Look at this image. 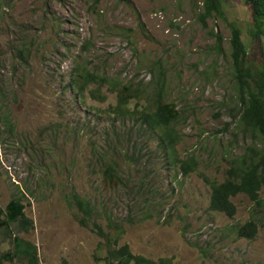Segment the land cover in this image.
<instances>
[{"label":"rangeland","instance_id":"1","mask_svg":"<svg viewBox=\"0 0 264 264\" xmlns=\"http://www.w3.org/2000/svg\"><path fill=\"white\" fill-rule=\"evenodd\" d=\"M220 1L225 19L202 22V0H0V208L19 199L32 224L0 232V254L12 234L36 246L39 264H108L95 227L106 233L111 222L123 227L118 246L150 260L264 264V187L259 206L232 198L229 218L209 210L204 182L223 181L251 148L264 154L240 122L230 57L232 28L250 41L249 6ZM84 71L106 80L77 93L70 80ZM125 86L139 97L130 111L158 88L179 111L170 151L138 116L115 113ZM189 160L195 170L184 175ZM110 164L117 187L103 181ZM248 221L255 236L238 237Z\"/></svg>","mask_w":264,"mask_h":264},{"label":"trees","instance_id":"2","mask_svg":"<svg viewBox=\"0 0 264 264\" xmlns=\"http://www.w3.org/2000/svg\"><path fill=\"white\" fill-rule=\"evenodd\" d=\"M244 5H248L249 22L247 36L250 41H257L259 47V60L253 66L252 63L258 57L253 54L250 41L247 43L242 39L241 33L237 28L231 29L230 39V57L234 78L240 90V101L242 104V114L240 122L242 126L252 133H255L260 140L264 142V44L261 37H264V0H243ZM224 18V12L220 0H202L201 21L211 17ZM248 41V40H247ZM106 79L99 77L91 72H81L71 78L72 87L77 88V93L82 94L89 84H100ZM90 91L91 95L97 94ZM136 90L123 87L117 96V106L115 113L123 118L138 116L154 133L157 134L160 142L167 151L177 142V135L174 132V126L180 118V113L176 107L167 103L163 98V91L158 88L146 105L138 106L135 104L134 110L130 111L129 101L136 100ZM251 155L245 156L241 163L231 167L226 171L225 179L221 182L204 179V182L211 190L209 210L225 214L232 218L236 213V208L231 201L239 194L245 195L256 206H259V194L264 187V154L250 149ZM194 161H184L182 169L184 175L194 171ZM118 168L114 164L108 165L101 171L104 183L109 187L119 185L120 176L117 173ZM74 205L85 216H89L90 205L82 199H74ZM24 205L19 199H11L6 206L0 208V232L8 234L10 229L18 233H28L32 226L31 221L25 216ZM85 220L78 219L83 225ZM108 231L104 233L99 225L95 228L99 236L106 244L108 264H173L170 258H159L150 260L140 255H134L128 245L118 246V241L123 233L121 225H107ZM257 232L254 222L248 221L244 225L236 228L237 236L245 239H252ZM11 249L0 254V264L12 261H20L22 264H39L37 258V248L30 241L19 235H10Z\"/></svg>","mask_w":264,"mask_h":264}]
</instances>
